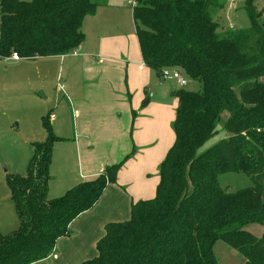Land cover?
I'll return each mask as SVG.
<instances>
[{
  "label": "trees",
  "instance_id": "trees-1",
  "mask_svg": "<svg viewBox=\"0 0 264 264\" xmlns=\"http://www.w3.org/2000/svg\"><path fill=\"white\" fill-rule=\"evenodd\" d=\"M133 16L144 64L159 75L176 69L201 84L179 93L175 143L160 165L156 197L132 206L128 221L106 226L98 256L83 264H219L223 241L244 264H264V9L247 0L248 29L225 31L216 13L226 0H136ZM96 0H0V60L65 56L85 41L84 20ZM229 136L201 153L218 134L223 114ZM51 116V115H50ZM50 116L46 141L34 143L26 175H8L19 227L0 233V264H34L54 252L70 224L91 210L123 164L49 199L55 144ZM241 173L255 186L228 193L219 177Z\"/></svg>",
  "mask_w": 264,
  "mask_h": 264
},
{
  "label": "crops",
  "instance_id": "crops-1",
  "mask_svg": "<svg viewBox=\"0 0 264 264\" xmlns=\"http://www.w3.org/2000/svg\"><path fill=\"white\" fill-rule=\"evenodd\" d=\"M97 2L96 13L82 26L85 41L72 54L0 60V126L11 109L21 110L33 92L45 89L49 76L52 82H64V89L59 87L63 95L58 97L57 89L51 102L56 113L50 123L60 141L50 166L49 199L95 180L107 166L123 164L117 182L70 224V234L57 241L53 254L34 264H83L96 258L106 226L130 220L134 204L156 197L160 181L152 176L175 143L170 125L179 102H169L162 91L149 92L155 77H161L144 64L133 8L127 0ZM216 19L222 23L221 16ZM43 118L34 120L25 140L14 143L8 163L11 175H26L32 145L46 141ZM3 162L0 158V167ZM4 205L0 201V233L8 235L20 221L16 209Z\"/></svg>",
  "mask_w": 264,
  "mask_h": 264
},
{
  "label": "rangeland",
  "instance_id": "rangeland-1",
  "mask_svg": "<svg viewBox=\"0 0 264 264\" xmlns=\"http://www.w3.org/2000/svg\"><path fill=\"white\" fill-rule=\"evenodd\" d=\"M23 1L26 3H30L33 0ZM231 1L232 0H226L225 7L221 11H218L216 13L217 18L218 16L222 17L221 24L224 28L223 30L230 31L250 28L251 23L245 11V5L247 0H236L235 9L228 10L229 3ZM130 2L131 0H127L129 7L132 8ZM253 4L255 5L258 12H261V10L264 9V0H254ZM263 20L264 17L261 18V21ZM182 75L188 82L185 87H181L178 82L174 79L163 80L161 78L155 77L156 84L153 85L149 92L156 95L157 92L159 93V91H162V95L169 102H179L178 94L182 92H201L202 87L199 82L190 79L184 73H182ZM51 79L52 77L49 76L45 85V89L36 90V92H33L35 94L30 97V100L24 101V103L21 104V110L16 111V109L14 108L11 109L8 112L7 118L3 119L2 125L0 126V158H2L4 161L3 166L0 167V170L2 171V174L0 176V201L5 204V209L8 208L7 204L12 205L15 209V204L11 198V191L6 181L7 175H11L8 163L12 159L13 147L15 145L14 143L22 142L26 139L25 135L29 134V132L32 131V129L34 128L35 119H37V122H39L40 115L41 117H47L48 115L50 116L51 114L56 113L55 107L51 106L53 92H55V94L57 95L56 91L58 89V92H60L58 93V97H61V95H63V92L59 89V87L64 84L62 79L59 82L58 78L54 82H52ZM262 80L261 81L264 82V78H262ZM46 93L48 96L46 95ZM228 118L229 114L225 112L222 116L220 124L218 125V134L201 149V153L215 146L220 141L229 136V134L225 130V123L227 122ZM174 122L170 125L171 138L173 141L175 140ZM152 178H158V180L160 181V165L158 166L157 174H153ZM219 182L221 188L228 193H235L241 189L252 188L255 186L254 182L250 177L241 173H229L221 175L219 177ZM246 230L259 239L264 238V227L261 225H249L246 227ZM214 253L218 259L219 264L245 263V259L236 250L228 246L223 241H219L215 244Z\"/></svg>",
  "mask_w": 264,
  "mask_h": 264
},
{
  "label": "built area",
  "instance_id": "built-area-1",
  "mask_svg": "<svg viewBox=\"0 0 264 264\" xmlns=\"http://www.w3.org/2000/svg\"><path fill=\"white\" fill-rule=\"evenodd\" d=\"M130 4H131L132 8H134V7L137 6V1H136V0H131ZM229 8H231V9L233 8V9H234V8H235V2L232 1V2L230 3ZM8 59H9V60L11 59V60L18 61V60H20L21 58H20V56H19L17 53H14V54H12V56H11L10 58H8ZM160 77H161V79H163V80L174 79V80H176V81L178 82V84H179L181 87H185V86L188 84L187 80L183 77L181 71L176 70V69H164V70L161 72ZM60 88L63 90V89H64V86H61ZM151 96H152V95H151ZM51 118H52V116H51ZM53 118H54V116H53Z\"/></svg>",
  "mask_w": 264,
  "mask_h": 264
}]
</instances>
